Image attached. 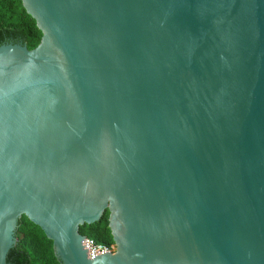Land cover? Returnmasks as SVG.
<instances>
[{
  "label": "water",
  "instance_id": "95a60500",
  "mask_svg": "<svg viewBox=\"0 0 264 264\" xmlns=\"http://www.w3.org/2000/svg\"><path fill=\"white\" fill-rule=\"evenodd\" d=\"M21 2L42 40L0 47V264L23 217L61 264H264V0Z\"/></svg>",
  "mask_w": 264,
  "mask_h": 264
},
{
  "label": "trees",
  "instance_id": "16d2710c",
  "mask_svg": "<svg viewBox=\"0 0 264 264\" xmlns=\"http://www.w3.org/2000/svg\"><path fill=\"white\" fill-rule=\"evenodd\" d=\"M42 33L23 8L21 0H0V47L6 44L26 45L28 50L37 48ZM109 212L103 219L79 229L81 236L104 246L114 244L109 229ZM7 264H61L55 254L53 242L26 217L19 222L17 243L7 257Z\"/></svg>",
  "mask_w": 264,
  "mask_h": 264
},
{
  "label": "built area",
  "instance_id": "2783aa9c",
  "mask_svg": "<svg viewBox=\"0 0 264 264\" xmlns=\"http://www.w3.org/2000/svg\"><path fill=\"white\" fill-rule=\"evenodd\" d=\"M86 241V252L88 259L94 258L104 253L115 254L116 246L114 244L109 246H104L101 244L95 243L92 239H85Z\"/></svg>",
  "mask_w": 264,
  "mask_h": 264
}]
</instances>
